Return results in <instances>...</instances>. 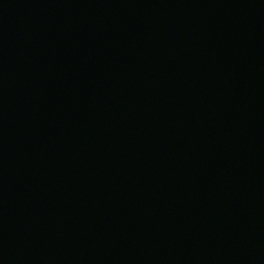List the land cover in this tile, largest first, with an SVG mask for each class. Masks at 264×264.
<instances>
[{
  "label": "water",
  "instance_id": "obj_1",
  "mask_svg": "<svg viewBox=\"0 0 264 264\" xmlns=\"http://www.w3.org/2000/svg\"><path fill=\"white\" fill-rule=\"evenodd\" d=\"M0 264H264V0H0Z\"/></svg>",
  "mask_w": 264,
  "mask_h": 264
}]
</instances>
